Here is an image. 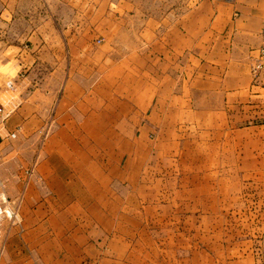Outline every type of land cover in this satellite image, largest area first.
<instances>
[{"label":"rangeland","instance_id":"obj_1","mask_svg":"<svg viewBox=\"0 0 264 264\" xmlns=\"http://www.w3.org/2000/svg\"><path fill=\"white\" fill-rule=\"evenodd\" d=\"M141 29L135 23V37L116 45H156ZM258 53L214 69L189 66L184 54L180 70L129 69L125 53L106 58L91 77L114 80L119 99L133 92L127 113L102 119L122 134L115 151L101 155L107 164L118 153L117 171L105 168L101 198L83 197L81 182L71 187L77 196L62 198L51 176L69 174L62 169L75 150L66 135H75L81 168L93 177L96 140L108 139L44 130L51 102L32 83L49 71L38 60L36 69L20 67L0 43V99L19 104L0 132V195L18 213L16 223L0 215V264H264V77L252 74ZM18 73L32 77L22 86ZM9 80L14 93L5 90ZM54 249L62 259L47 258Z\"/></svg>","mask_w":264,"mask_h":264},{"label":"crops","instance_id":"obj_2","mask_svg":"<svg viewBox=\"0 0 264 264\" xmlns=\"http://www.w3.org/2000/svg\"><path fill=\"white\" fill-rule=\"evenodd\" d=\"M263 21L264 0H0V43L4 52L14 53L20 67L36 69L38 65L34 63L38 60V64L49 71L35 84L30 82L33 87H42L51 102L44 130L93 133L106 135L108 139L107 142H102L101 138L96 140L93 177L81 168L82 156L76 149L75 135H66L75 151L68 155L69 167L63 165L62 170L65 172L67 168L69 174L63 175L58 170L59 176H51V181L58 179L61 183V191L57 190L59 196H77L71 187L81 182L83 197L101 198L102 186L109 185L110 180L105 168L117 171L118 153L114 152L115 157L107 164L101 155L107 149L115 151V143L122 142L118 140L122 134L108 127L102 119L127 113L133 92L130 91L132 83L125 85L126 92H130L125 99H119L115 95L117 88L113 89L114 80L91 77L105 64L106 58L125 53L129 69L180 70L184 54L187 57L184 63L189 66L203 63V67L214 69L218 67L213 66L216 63L227 68L234 58L241 57L247 62L257 52L262 44ZM135 23H141L142 34L157 39L156 45L153 42L141 47L116 45L117 39L135 37L138 32ZM135 55L141 56V65L135 66ZM81 70L88 73L85 72L84 77L76 76ZM18 76L23 79L22 86L27 77H32L23 73ZM101 121L104 128L100 129ZM123 147L129 150L130 145L123 143ZM61 156L66 159V152L61 151ZM5 218L13 223L18 221L8 215L3 220ZM51 226L57 230L56 236L61 242L70 241L63 232L59 233L62 230L59 223L53 222ZM76 250L80 255L81 248ZM52 252L56 257L47 255V258L62 259L59 250Z\"/></svg>","mask_w":264,"mask_h":264},{"label":"built area","instance_id":"obj_3","mask_svg":"<svg viewBox=\"0 0 264 264\" xmlns=\"http://www.w3.org/2000/svg\"><path fill=\"white\" fill-rule=\"evenodd\" d=\"M100 41V40H98ZM252 73L255 78L262 76L264 77V21L262 29V44L259 48L258 56L255 59V62L252 67ZM5 90L9 93H14L17 90V83L15 80H9L6 82ZM19 104L12 103V101L5 103L0 99V132L6 128L7 121L17 109ZM21 129V126H17L15 130L9 131L7 136H16L17 132ZM0 181V186H1ZM6 214L10 217L17 218V212L15 208L11 205V201L8 199L5 193L0 195V215ZM2 236V228L0 224V237Z\"/></svg>","mask_w":264,"mask_h":264}]
</instances>
